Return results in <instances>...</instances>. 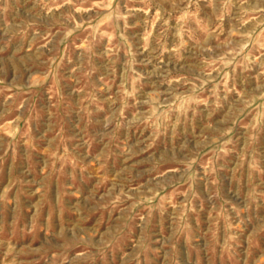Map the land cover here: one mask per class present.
Masks as SVG:
<instances>
[{
    "label": "rangeland",
    "instance_id": "374dc122",
    "mask_svg": "<svg viewBox=\"0 0 264 264\" xmlns=\"http://www.w3.org/2000/svg\"><path fill=\"white\" fill-rule=\"evenodd\" d=\"M0 264H264V0H0Z\"/></svg>",
    "mask_w": 264,
    "mask_h": 264
}]
</instances>
